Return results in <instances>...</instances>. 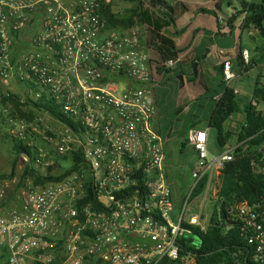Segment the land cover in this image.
Listing matches in <instances>:
<instances>
[{
    "label": "built area",
    "instance_id": "1",
    "mask_svg": "<svg viewBox=\"0 0 264 264\" xmlns=\"http://www.w3.org/2000/svg\"><path fill=\"white\" fill-rule=\"evenodd\" d=\"M126 1L0 0L3 94L22 103L45 98L61 114L31 105L35 121L12 122L14 135L37 140L36 175L67 172L45 184L28 178L11 198L0 189V254L9 264H86L87 258L103 264H197L186 246L196 248L195 231L206 232L209 220L187 216V208L201 198H192V191L207 178L211 202L250 249L234 264H264V191L255 202L219 197L222 171L237 154L248 156L252 174L264 176V140L251 152L252 137L211 154L209 132L190 130L186 140L197 155L196 182L177 212L159 127L149 26L109 31L102 14L103 5ZM242 57L251 66L249 52ZM180 62L164 66L170 70ZM232 65L230 58L224 61L228 84L235 78ZM252 104L259 108L255 99Z\"/></svg>",
    "mask_w": 264,
    "mask_h": 264
},
{
    "label": "trees",
    "instance_id": "2",
    "mask_svg": "<svg viewBox=\"0 0 264 264\" xmlns=\"http://www.w3.org/2000/svg\"><path fill=\"white\" fill-rule=\"evenodd\" d=\"M169 0H130L135 4L126 15L118 14L114 11L113 5H103L102 14L106 21V29L125 30L131 26L143 24L149 26L148 30V45L151 48V60L156 68V75H161L164 72L171 70L165 68L164 64L170 60H175L184 53L187 49L178 48L173 37V33L181 35L185 29H177L178 8L186 10V6L182 3H177V6L172 7ZM217 35L222 37L231 36L237 23H240L242 28L254 27V30L259 32L260 36L264 38V0L261 3H247L244 0L243 9L235 12L230 16L223 15V18L217 16ZM243 17V18H242ZM222 19V21H220ZM243 19V20H240ZM225 22L229 29L228 34L222 33V27ZM193 58H191L192 60ZM190 59L184 57L181 59L180 65L183 70L185 64ZM199 63L194 72L195 63ZM201 59L194 58L192 60L191 72L189 75L193 77L199 76V65ZM184 76L187 74L182 72ZM1 88V87H0ZM238 94L234 89L227 87L224 89L220 98L217 101L215 110L209 120V127L214 130L217 145L221 152L231 147L234 143L243 141L245 138L252 137L249 152L254 151L264 140V112L260 111L258 106L252 104V99L257 101L261 106L264 103V85L260 86L259 80L253 90V97L249 103L245 104L242 110L241 102L238 100ZM2 104L8 107L9 117L11 121H18L24 119L29 123L35 121V111L28 109L31 105L35 110L49 111L54 117H61V114L53 105L48 104V100L41 98L37 101L26 97L25 102L22 103L18 96H5L0 91ZM242 110V111H241ZM242 112L243 124L241 127H226L227 122L237 113ZM12 121V122H13ZM11 122V123H12ZM11 129V127L9 126ZM238 128V129H237ZM7 137L12 143V152L14 156V168L12 175L9 176L11 180L15 178V171H21L19 185H22L25 180L35 179L36 184H45L47 181H60L65 174L56 177H42L36 175V170L32 166V162L36 157L37 146L34 144L37 140H31L29 134L26 133V139L22 140L14 134L7 133ZM210 137V136H209ZM34 142V143H33ZM187 143H182L181 152L184 153ZM24 157H28L26 162ZM78 159L79 156H76ZM222 187L219 192V197L229 202L249 201L255 202L264 191V176H257L252 174L250 170V159L243 154H237L232 162L225 165L222 171ZM207 185V178L200 182L192 191V198H196L203 194ZM214 211L209 219V226L206 232L197 229L195 236L198 240L196 248L186 246L187 250H192L197 256V264H234L237 260L238 254L246 256L249 248L243 244L240 236V231L237 227L227 228V225L218 211V206H214ZM86 264H103L95 258H87ZM159 264H177V262L169 259H163ZM248 264V263H245Z\"/></svg>",
    "mask_w": 264,
    "mask_h": 264
},
{
    "label": "crops",
    "instance_id": "3",
    "mask_svg": "<svg viewBox=\"0 0 264 264\" xmlns=\"http://www.w3.org/2000/svg\"><path fill=\"white\" fill-rule=\"evenodd\" d=\"M168 2L172 7L177 6V3H182L186 6V10H182L181 7L177 9L178 20L176 23L177 29H185V32L177 38L175 33H173V39L178 48L187 49L186 53H184L182 57L179 58L180 61L187 56L190 61L184 65L183 70L181 65H179L173 69H170L171 71L169 72L162 73V76H165L171 72L173 74L172 76H166L167 81H171L173 80L174 76H179L183 71H185V73L188 75L189 81L194 82L196 86V79H194L192 75H189L191 72L192 60L194 58L200 59L208 48L209 55H207L204 60H201L199 66V75L201 76L199 79L200 85H198L197 88H193L194 97L190 101L184 100L181 102L180 106L176 107V112L172 119H166L167 112L163 108L161 101L159 102L156 80V103L160 116L159 127L161 136L164 140V146L178 140H180L181 143L185 142L188 132L192 129L207 130L209 132V136L214 133V130L209 127V120L215 110L220 94H222L224 89L227 87L234 89L235 92H238V98L240 94L238 89L232 84L226 83L223 77V65L227 58H230L233 62L232 70L234 67L240 66L242 67L245 75H249L250 72L256 68L260 69L255 85L257 84L258 80L260 82V86L264 85V38L260 36L259 32L254 30L252 25L250 27L242 28L240 23H237L231 36H218L217 17L211 13H217V16L220 18H223V15L230 16L243 9L244 0H169ZM252 2L261 3V0H252ZM209 22H213L214 29L212 32H210V37L208 38L207 24ZM222 33H229V29L226 25L222 27ZM217 38H232L235 41L234 43L228 45V47L220 49L214 41ZM245 51L249 52L252 60L251 66L248 67L244 65L242 57V54ZM212 53H216L218 55L217 62L213 65L221 69L220 72L222 75V80L219 81H215L209 74L208 59ZM191 58L193 59L191 60ZM237 77L238 75L235 74V78ZM252 95L253 91H251V93L247 96H244V100H241L240 98L238 99L241 102L240 108L242 110H244L245 104L251 101L253 97ZM189 102L191 103L190 107L187 106ZM259 109L264 110L260 105ZM241 111L236 114L241 115V119L234 115L227 122L228 126L226 127H241L243 124V114ZM186 116H190L193 120V123L186 121L184 119ZM187 120L189 119L187 118ZM188 147L189 146L186 148ZM168 177L170 180L169 170Z\"/></svg>",
    "mask_w": 264,
    "mask_h": 264
},
{
    "label": "rangeland",
    "instance_id": "4",
    "mask_svg": "<svg viewBox=\"0 0 264 264\" xmlns=\"http://www.w3.org/2000/svg\"><path fill=\"white\" fill-rule=\"evenodd\" d=\"M134 7L135 4L129 1L118 2L114 4V11L118 14L126 15ZM207 25V37L209 38V34L214 29V25L213 22H209ZM178 36L181 35H176V38ZM214 41L220 49H224L228 47V45L234 43L235 40L232 38H217ZM207 51H209V48L206 49L203 56L209 55ZM202 57L200 58L201 60ZM217 58L218 55L216 53H212L208 59L209 74L215 81L222 80V75L220 72L221 69L213 65L217 62ZM259 71L260 69L256 68L255 70L250 72L249 75H245L242 67H234L233 72H235L238 77L232 80L229 84H232L238 89V91L240 92L239 98L241 100H244V96L250 94L251 91H253V89L255 88V83L258 79L257 75ZM170 75L172 76L173 74L170 72L165 76H162V74L158 76L156 75L158 88L157 94L159 96V102L161 101V103L163 104V108L167 112H165L166 119L173 118L176 112L175 109L176 107L180 106L181 102H183L184 100L190 101L194 97L193 88H197V86L200 85L199 79L201 78L200 75L198 76V78L194 76V79H196L197 81L195 86L194 82H190L188 75H186L184 77V86H182L181 79L177 75L174 76L173 80L167 81L166 76ZM1 89L3 91L2 87L0 88V91ZM187 106L190 107L191 103L189 102ZM261 108L264 109V103L261 104ZM236 117L241 119L242 116L236 115ZM187 118L189 120H187ZM184 119L186 121H189L190 123H193V120L190 116H186ZM12 121L9 117L8 107H5V105L2 104V99L0 96V189L5 190L10 198L14 196L16 189L19 191L21 188V185H19L21 171L19 169L15 171L16 176L14 179L11 180L10 178H8L12 175L14 168L12 143L6 135L10 132L14 134L15 126L12 125ZM9 126L11 127V129L9 128ZM164 149L167 158L166 165L170 174V183L172 185L173 197L175 199V208L177 212H179L184 208L185 200H187V198L189 197L192 187L196 182V178L194 177V169L197 162V155L194 149L190 146L186 148L184 153H182V143L180 140L166 144L164 146ZM209 151L211 154L222 153L220 147L217 145L215 133H212L210 136ZM212 193V186H208L203 192L201 198L197 201L194 200L192 204L188 206L187 216L198 215L209 220L214 211V204L211 202ZM195 244L198 245V240H195ZM0 264H9L8 256L6 254H0Z\"/></svg>",
    "mask_w": 264,
    "mask_h": 264
},
{
    "label": "water",
    "instance_id": "5",
    "mask_svg": "<svg viewBox=\"0 0 264 264\" xmlns=\"http://www.w3.org/2000/svg\"><path fill=\"white\" fill-rule=\"evenodd\" d=\"M207 53H208V51H207ZM205 57H206V55L202 57V60H204ZM198 64H199V63H195V66H194V72H196V67H197ZM178 77L181 79V84H182V86H184V77H185V76H184L183 74H180ZM185 143H187V140L185 141Z\"/></svg>",
    "mask_w": 264,
    "mask_h": 264
},
{
    "label": "flooded vegetation",
    "instance_id": "6",
    "mask_svg": "<svg viewBox=\"0 0 264 264\" xmlns=\"http://www.w3.org/2000/svg\"><path fill=\"white\" fill-rule=\"evenodd\" d=\"M188 146V145H187Z\"/></svg>",
    "mask_w": 264,
    "mask_h": 264
}]
</instances>
